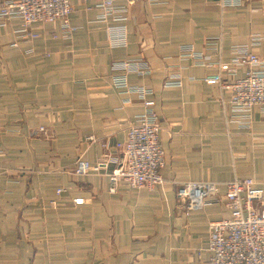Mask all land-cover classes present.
<instances>
[{
	"label": "crops",
	"instance_id": "obj_1",
	"mask_svg": "<svg viewBox=\"0 0 264 264\" xmlns=\"http://www.w3.org/2000/svg\"><path fill=\"white\" fill-rule=\"evenodd\" d=\"M223 1L136 0L122 19L100 21L94 0H73L66 25L38 28L32 41L13 34L18 19L0 21V264H208L209 224L229 212L222 200L185 211L177 183H218L220 195L234 178L264 188V112L254 107L248 123L229 110V89L203 81L243 76L242 66L218 68L235 47L264 62V0ZM120 28L125 43L113 47ZM123 61L128 87L152 91L160 124L163 183L152 190L112 192L104 173H73L78 159L98 161L102 144L118 154L145 111L114 85ZM167 78L180 85L163 87Z\"/></svg>",
	"mask_w": 264,
	"mask_h": 264
},
{
	"label": "built area",
	"instance_id": "obj_2",
	"mask_svg": "<svg viewBox=\"0 0 264 264\" xmlns=\"http://www.w3.org/2000/svg\"><path fill=\"white\" fill-rule=\"evenodd\" d=\"M87 3L91 0H80ZM98 10V19L106 21L113 16L122 19L121 14L136 0H122L117 6L116 0H94ZM240 0H224L223 5H239ZM73 11V0H0V21L18 19L20 25L13 34L22 41L37 38L36 30L48 24L63 21L66 25ZM0 22V26H5ZM110 43L113 47L125 43L124 31L110 29ZM11 47H17L13 42ZM183 52L191 51L186 46ZM231 63L219 64L220 71L234 73L238 66L245 68L244 74L230 83L222 81L220 73L207 75L203 81L209 85L229 89V110L241 114L249 123L250 112L254 107L264 112V68L258 55L246 47H235ZM194 64L208 66L207 58L190 54ZM113 66L122 69L114 78L117 89L126 94L135 93L145 107V111L137 115L127 127L126 137L115 145L118 154L113 155L106 144H102L103 152L95 163L78 159L73 167L76 176H87L91 173H104L112 186L124 184L132 189L152 190L163 183L161 168L164 164L163 149L159 139L160 124L153 111V102L149 99L152 91L148 88L128 87L127 69L129 62H115ZM180 81L167 78L163 87L179 86ZM125 102H129L127 99ZM42 131V129H41ZM93 141V136H88ZM113 164V168L110 165ZM223 195L220 185L214 182L177 183L175 196L185 211L204 207L209 203L224 201L229 217L209 224L206 239V250L209 252L208 264H264V188L251 178H234L223 183ZM61 189L57 190L60 193ZM79 205L82 199H74Z\"/></svg>",
	"mask_w": 264,
	"mask_h": 264
}]
</instances>
